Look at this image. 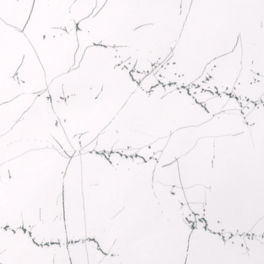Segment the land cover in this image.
<instances>
[{"label":"snow or ice","instance_id":"1","mask_svg":"<svg viewBox=\"0 0 264 264\" xmlns=\"http://www.w3.org/2000/svg\"><path fill=\"white\" fill-rule=\"evenodd\" d=\"M0 264H264V0H0Z\"/></svg>","mask_w":264,"mask_h":264}]
</instances>
